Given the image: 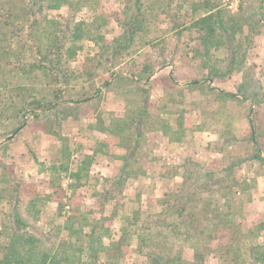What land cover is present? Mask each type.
Segmentation results:
<instances>
[{
  "label": "trees",
  "instance_id": "16d2710c",
  "mask_svg": "<svg viewBox=\"0 0 264 264\" xmlns=\"http://www.w3.org/2000/svg\"><path fill=\"white\" fill-rule=\"evenodd\" d=\"M100 1L0 0V77L4 89L10 92L0 109V122L14 124L16 132L26 120L37 121L52 115L61 125L60 121L70 117L71 110L99 98L102 87L107 88L118 80L129 83L140 100L130 104L122 117L110 118L108 125L99 118L100 131L119 136V145L126 151L117 157L121 160L118 173L111 178L103 177L100 191L91 195L98 205L87 207L58 202L57 217L65 219L49 231L39 230L35 222L23 217L19 192L15 191L8 242L0 251V264H205V255L199 249L218 246L224 236L216 235L220 230L232 233L229 242H222L217 255H212L218 264L222 260L225 264H264V244L260 241L251 243L248 249L236 246L239 237L264 238L261 235L264 222L258 223L251 234L240 232V221L245 218L241 209L242 195L249 189V182L235 176L241 164L256 162L264 166V132L257 131L253 117L245 115L241 109L258 110L264 105V65L257 64L260 70L255 72L251 61L255 37L264 26V0L242 1L233 14L221 6L222 0L194 1L191 13L197 12V15L191 17L184 28L194 34L190 39L198 41L190 53L195 62L193 71L182 82L173 75L160 76L177 88V93L169 94L166 99L171 105H184L186 93L196 92L212 98L218 107L213 116L217 117L216 124H220L214 131L217 149L237 145L252 149L246 156L233 158L217 170H210L190 157L168 165L162 177L174 180L175 188L162 192L154 204L145 208L139 201L140 196H144L140 191L135 189L134 200L127 198L126 191L133 180L141 181L145 177L143 160L156 159L142 152L146 135L152 131L178 134L182 126L173 128L167 116L147 110L150 77L157 72L150 63L126 75L116 71L114 66L102 87L89 85L73 91L67 62L75 59V43L90 32L89 25H96V29L102 26ZM171 2L122 0L123 17L116 19L122 33L114 38L111 47H101L110 57L109 62L116 63L117 56L129 50L148 30L147 18L151 11L164 13L165 6ZM156 4L157 10L153 6ZM100 38L93 37V40L98 43ZM145 42L150 44L152 40ZM165 66L164 62L159 68ZM233 76L239 79L233 89H227L222 82H228ZM16 79L25 85L12 86ZM24 93L27 95L22 97ZM228 104L238 110H226ZM168 106L164 103L161 110ZM183 111L179 108L175 112L182 115ZM234 118L248 121V135L238 132ZM60 153L59 165H51L47 171L50 175L66 174L67 179L75 183L70 181L66 188L56 189L54 192H60L58 197L64 196L66 191L76 192L80 174L86 173L88 177L87 164L90 163L88 159L81 167L77 165L70 170L71 153L66 145L61 147ZM24 207L26 213L30 211L33 215L39 211L35 198L28 200ZM112 220L118 221L116 228L107 225ZM186 246L193 249V253L183 254L184 257L180 249ZM124 247H130L133 254L141 257L140 262L124 261Z\"/></svg>",
  "mask_w": 264,
  "mask_h": 264
},
{
  "label": "rangeland",
  "instance_id": "374dc122",
  "mask_svg": "<svg viewBox=\"0 0 264 264\" xmlns=\"http://www.w3.org/2000/svg\"><path fill=\"white\" fill-rule=\"evenodd\" d=\"M194 1L197 0H172L168 6H165L164 13H157L155 10L150 12L151 8H148L150 12L147 18L148 30L142 33L141 38L139 37L129 50L118 55L116 63L113 64L109 62L110 57L103 53L101 47H111L114 38L122 33L116 21L117 18L123 17L122 0H101L99 12L102 13L100 20L102 26L96 29V25H89L87 28L89 33L96 31L95 34L98 36L86 33L75 43L77 46L73 54L75 59L67 62L68 72L72 74L70 84L74 85L73 91H80L81 87H89V85L102 87V83L109 79L110 71L114 66L116 71L123 72L124 75L136 72L142 64L147 63L157 69V72L150 77L147 110L151 114L167 116L173 128L179 124L182 127L179 129L181 133L178 134L166 135L162 131H152L146 135L147 141L142 152L150 153L152 158L157 160L144 159L141 165L145 170V177L141 181L133 180L126 191L127 198L131 200L135 198V189L140 191L144 196H140L139 201L144 208L154 204L162 192L175 188L174 180L162 177L168 165L180 163L182 159L190 157L210 170H217L226 166L233 158L246 156L252 149L241 145L225 150L215 147L217 137L214 131L220 124H216L217 117L213 116L218 107L210 96H202L196 92L186 93L184 105H171L166 102L169 94L174 96L177 93V88L168 85L167 80H161L160 76L173 75L176 80L182 82L185 76L193 71V65L195 66L190 53L198 45V41L194 38L190 39L194 34L184 30L191 17L197 15V12L191 13ZM242 1L248 0H238L235 9L228 7L225 0L221 1V6L233 14L237 12ZM153 6L157 10L158 4ZM93 37L101 38L95 43ZM148 39L152 42L144 43ZM254 43L251 61L254 71L257 72L260 70L257 64L264 65V26L255 37ZM164 62L166 66L160 69V65ZM18 79L12 83V86L25 85V82ZM238 79V76H233L228 82H222V85L227 89H233ZM9 93L8 89H4V82L0 77V109L3 108ZM26 95L24 93L22 97ZM139 101L133 87L123 80H118L107 88L102 87L99 98L89 100L75 110H71L70 117L60 121L61 125L57 124V120L52 115L41 117L37 121L26 120L16 132L13 130L14 124H9V121L0 122V251L8 242L10 209L14 204L15 191L19 192L18 202L23 217L35 222L39 230L49 231L65 219V217H57L58 202L71 205L80 203L87 207L98 205L95 198H90L91 195L100 191L103 177L111 178L116 175L121 166V160L117 157L125 154L126 151L122 145H119L121 142L119 136L100 131V119L102 118L108 125L110 118L122 117L130 104L134 105ZM164 103L169 106L166 110H161ZM226 107V110L236 109L233 104H228ZM179 108L184 109L182 115L175 112ZM241 109L245 115L253 117L256 130L264 132V105L258 110L256 108L248 110V107ZM233 122L239 133L246 135L250 133L246 119L234 118ZM261 140L263 141V138ZM64 145L71 153L69 169L74 170L77 165L81 167L82 162L89 159L90 163L87 164L89 172L88 177L86 173L80 174L78 181L80 186L76 192L66 191L65 194L63 193L64 196L58 197L60 192H54L56 189L60 186L66 188L70 181L75 183V180L67 179L66 174L50 175L47 171L51 165L58 166L61 162L60 152ZM235 176L243 180L248 179L249 182V189L242 195L241 209L245 218L240 221L239 230L251 234L250 231L256 228L258 223L264 222V166L256 162L241 164L236 169ZM84 182L87 184L83 185ZM146 194L152 196L146 197ZM33 198L37 199L36 208L39 210L34 215L30 211L26 213L24 207L28 200ZM107 225L116 228L119 224L118 221L112 220L108 221ZM231 233L228 230L218 231L216 235H224L218 246L222 242L228 243ZM261 235H264V230ZM258 241L264 244V238L247 235L237 238L236 246L248 249L251 243ZM239 242L243 243L240 245ZM218 246L199 249L205 255V264H218L214 258L218 253ZM123 250L124 261L140 262L141 257L133 254L130 247H124ZM174 250L178 249H172ZM180 250L185 256L193 253V249L187 246ZM221 264L225 262L222 260Z\"/></svg>",
  "mask_w": 264,
  "mask_h": 264
},
{
  "label": "built area",
  "instance_id": "2783aa9c",
  "mask_svg": "<svg viewBox=\"0 0 264 264\" xmlns=\"http://www.w3.org/2000/svg\"><path fill=\"white\" fill-rule=\"evenodd\" d=\"M227 2L228 7L230 8H236L238 6V0H225Z\"/></svg>",
  "mask_w": 264,
  "mask_h": 264
},
{
  "label": "crops",
  "instance_id": "0c3cea01",
  "mask_svg": "<svg viewBox=\"0 0 264 264\" xmlns=\"http://www.w3.org/2000/svg\"><path fill=\"white\" fill-rule=\"evenodd\" d=\"M190 69H191V67H190ZM190 69H189V71H190ZM118 171H119V170H118ZM112 173H113V171H112ZM112 173H111V174H112ZM117 173H118V172H117ZM117 173H116V174H117Z\"/></svg>",
  "mask_w": 264,
  "mask_h": 264
}]
</instances>
